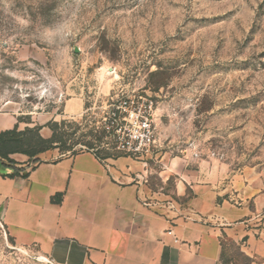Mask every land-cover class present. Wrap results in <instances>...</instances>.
Here are the masks:
<instances>
[{
    "label": "rangeland",
    "instance_id": "374dc122",
    "mask_svg": "<svg viewBox=\"0 0 264 264\" xmlns=\"http://www.w3.org/2000/svg\"><path fill=\"white\" fill-rule=\"evenodd\" d=\"M124 99L133 134L150 123L133 154L98 130ZM0 112L66 121L67 144L129 158L154 201L210 183L264 229V0H0ZM0 264L52 263L0 223Z\"/></svg>",
    "mask_w": 264,
    "mask_h": 264
},
{
    "label": "crops",
    "instance_id": "0c3cea01",
    "mask_svg": "<svg viewBox=\"0 0 264 264\" xmlns=\"http://www.w3.org/2000/svg\"><path fill=\"white\" fill-rule=\"evenodd\" d=\"M38 118L0 112V131L40 125L48 138ZM10 157L14 166L0 160V223L17 245L35 247L52 264H223L231 245L264 264V229L253 228L246 204L218 201L222 193L210 183L188 181L191 196L173 205L151 199L127 157L58 149L36 163ZM13 167L28 173L9 176Z\"/></svg>",
    "mask_w": 264,
    "mask_h": 264
},
{
    "label": "trees",
    "instance_id": "16d2710c",
    "mask_svg": "<svg viewBox=\"0 0 264 264\" xmlns=\"http://www.w3.org/2000/svg\"><path fill=\"white\" fill-rule=\"evenodd\" d=\"M18 120L21 121L19 118ZM30 122L27 121V123ZM67 124L66 121H52L48 125L51 131L48 138H44L40 134V125L26 126L20 129L18 124H15L10 129L0 131V160L6 162L9 166H14L17 162L10 157L14 153L25 154L29 157V161L36 163L40 161L36 156L50 149H58L62 154H74L83 150L92 151L94 148L93 143H79L80 148H76L78 142L67 144ZM100 135L106 136L103 131L100 132ZM110 141L113 143L112 140ZM94 153L100 160L112 157L109 153H104L101 157L96 152ZM21 172L22 169L13 167L9 176L25 177L28 173L27 171ZM222 260L223 264H226L224 257Z\"/></svg>",
    "mask_w": 264,
    "mask_h": 264
},
{
    "label": "built area",
    "instance_id": "2783aa9c",
    "mask_svg": "<svg viewBox=\"0 0 264 264\" xmlns=\"http://www.w3.org/2000/svg\"><path fill=\"white\" fill-rule=\"evenodd\" d=\"M133 101L131 99H124L120 102L119 109L117 111H112V117L108 120H104L98 126L99 133L103 131L106 137H110L118 149H121L125 153H135L140 146V143L146 144L149 142V136L144 131H149L150 123L147 120L141 122V128L143 130L142 134L135 135L132 133L130 125L126 123L129 118L134 117V111L132 110ZM121 110L124 112L122 113ZM130 122V121H129ZM137 138L140 140H132L131 138Z\"/></svg>",
    "mask_w": 264,
    "mask_h": 264
}]
</instances>
